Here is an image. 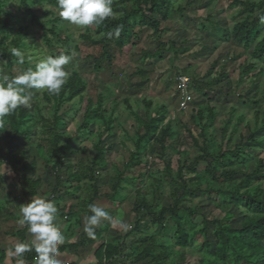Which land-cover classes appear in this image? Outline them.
<instances>
[{
  "label": "rangeland",
  "instance_id": "rangeland-1",
  "mask_svg": "<svg viewBox=\"0 0 264 264\" xmlns=\"http://www.w3.org/2000/svg\"><path fill=\"white\" fill-rule=\"evenodd\" d=\"M230 2L231 0H177L176 4L183 8V17L181 20L175 17L162 25L167 27L169 32L162 38L159 37V41L166 46L160 58L144 60L140 57L141 51L154 49L155 37L145 29L136 28L130 45L118 51L109 44L106 51L111 60L109 63L103 62L98 71H93L94 60L101 55V47L92 46L79 38L80 35L90 31V26L82 28L71 25L63 21L52 8L31 6L35 16L40 17L46 25L49 19H57V28L65 32L67 36L60 40L49 36L51 43L46 44L41 40L39 28L31 25L28 16L24 15L19 0H6L0 10V23L8 18L11 23L16 24L11 29L16 31L18 26H24L29 33L23 41L28 45L23 51L26 55L25 64L19 65L17 62L10 65L4 63L2 66L0 64L3 72L15 75L28 67L34 69L35 64L27 61L28 56L33 57L35 62L46 56H56L64 52L76 54L75 59L66 65L65 69L69 73L76 72L80 76L85 83V90L82 93L83 101L79 104L78 112L67 113L73 103L63 106L58 112L63 116L65 123L64 135L61 139V145H65L63 151L65 159L61 162V167L63 166L64 169L66 165H71L75 170L78 162L89 164L95 155L92 145L97 142L99 126L91 128L92 132L85 140L79 143L73 141V136L82 120L85 100L95 103L97 96H102V107L106 111L104 117L107 118L109 113L113 112V128L110 137L105 138L102 143V146L106 148L104 166L98 168L97 165L93 168L91 174L93 181L87 180L80 183L67 181L65 173H61L59 188L56 186L54 177L47 176L44 172L42 156H39V153L44 155L46 144L37 141L38 138L35 135L37 128H34L28 136L29 140L15 138L9 143L8 139L12 133L0 134V150L4 154L6 150L8 151V156L0 154V253L3 254L0 264H16V259L10 255L9 250L14 249L15 244L19 242L15 236L16 231L24 227L18 223L21 218L19 206L30 201L25 183L19 179L21 173L19 174L18 169L22 164L31 161L35 162L34 169L32 172L24 173V176L41 180L36 196L55 201L58 208L56 219L58 222L55 221V223L57 222L61 231H64L68 225L75 226L74 220L77 219L80 227L76 235H79V231L84 228L86 217L82 207L89 196L90 187H94L99 195L98 201L101 200L103 208L113 217L111 223L105 221L106 242L104 245L116 246L122 242V249H125L131 247L144 235H150L171 249L172 254L167 261L168 264H199L207 261L208 258L203 256L200 246L206 240L212 251L215 244L211 237L214 229L212 225L207 226L204 236L201 234L194 236L188 247L184 249L174 248L171 240V229L174 225L170 220H166L163 227H158L151 223L147 213L141 223V236L135 234L125 236L134 223L133 206L137 202L138 189L147 190V199L152 200L154 205L152 211L155 213L161 208L171 206V184L169 179L163 176V168L166 164L174 175L178 168L187 167L201 156L199 148L202 146L209 154L220 150L228 154L237 145L250 158L231 167L235 175L230 182L220 184L221 181H218L211 184L212 191L217 193L218 190L233 189L234 181L253 171L259 159L264 160V147H256L250 140L253 138L256 141H264V130L257 126L254 121L256 114L253 113L256 111L257 114H261L264 111V69L262 70L260 65L256 66L251 61L250 49H240L232 41L227 43L220 41L222 30L231 26L230 18L237 11V8L228 10ZM44 10L53 14L42 17ZM4 34L1 31L0 38ZM13 34L10 33L6 43ZM63 39L66 40L65 44ZM68 45L72 47L71 50L67 48ZM252 64L256 70L261 68L260 76L240 80L238 67ZM14 69L16 71H13ZM137 71L142 72L143 76L137 74ZM181 76L188 77V90L192 98L189 109L185 112L177 110L175 80ZM44 91L32 90L33 101L29 110H32L36 104L43 107ZM142 100L151 103L149 111L151 118H157L163 108L165 119L162 125L167 121L172 122L174 137L167 140L162 149H159L154 140L149 142L147 146L150 155L149 163L126 172L123 177L127 179L133 177L134 181L117 190L118 197L111 201L108 198L114 194L112 187L133 153V143L137 139V133L139 130L142 131L141 127L147 119L141 105ZM206 107L212 110L214 121L211 124L202 125L200 129L195 121V110L199 108L204 110ZM43 115L50 116L46 110L43 111ZM257 119L260 120V115H257ZM191 137L197 139L198 147L191 144ZM12 154L18 159L15 171L9 167L7 160ZM20 155L21 158H19ZM210 161L208 157L205 161L198 162L194 167V174L183 170L185 179L203 175V169ZM142 174L144 175L141 176L140 183L137 176ZM157 177L160 178V183L155 185ZM205 177L206 180L209 179ZM258 183L260 182L254 181L249 187ZM150 184L154 186L151 188ZM56 188L58 190H55ZM206 188L205 183H201V191H206ZM180 207L198 212V215L192 219L194 226H199L200 215L207 220L219 221L230 217L231 225L239 226L238 212L227 202H222L215 194L197 193L194 197L183 200ZM73 213L77 214L72 216ZM197 229L199 227H191L190 231ZM75 239L76 237L73 241ZM95 248L88 250V253H86L87 249H83L79 255L74 254L75 264L77 261L91 259ZM128 262L129 260L123 259L120 255L110 264H132Z\"/></svg>",
  "mask_w": 264,
  "mask_h": 264
},
{
  "label": "trees",
  "instance_id": "trees-1",
  "mask_svg": "<svg viewBox=\"0 0 264 264\" xmlns=\"http://www.w3.org/2000/svg\"><path fill=\"white\" fill-rule=\"evenodd\" d=\"M177 0H113V11L118 13L114 18H108L99 26H90V31L80 35V40L89 43L92 46L101 47V55L94 60L93 71H98L100 65L103 62L109 63L111 60L110 55L106 51L109 44L121 51L123 48L130 45L131 38H133V32L136 28L145 29L149 31L153 37H155V47L151 51H141V58L144 60H154L160 58L166 48L165 44L160 42L159 37H163L169 31L167 27L162 25L167 21L177 17L179 20L183 17V8L179 4H176ZM6 3V0H0V10ZM20 5L23 7L24 15L28 16L29 23L37 26L41 32V40L50 44L51 39L49 36L60 40L67 37L65 32H61L57 28V19H49L47 25L41 21L40 17H36L31 10V6H38L40 8L48 7L52 8L59 14L56 0H19ZM237 8L236 14L230 18L231 26L222 30L220 35V41L229 42L232 41L240 49H250V59L256 66L260 65L262 70L264 69V24L259 23V15L264 14V0L249 1V0H231L228 10ZM50 11L44 10L42 17L52 15ZM16 25L11 23L8 18H5L0 23L1 31L5 33L0 38V64L10 65L13 62H17L16 58L11 55L10 49L12 47L20 48L21 51L27 49L28 45L24 43V39L28 36V29L24 26H18L16 31L11 29ZM117 25L123 26V31L119 38L113 37L107 38V32L113 30ZM204 29V28H203ZM10 33H14L8 43ZM66 40L63 39V44ZM69 50L72 49L70 45L67 46ZM76 48V47H75ZM74 49V47H73ZM61 54V53H60ZM68 54V53H63ZM59 55V54H57ZM56 55V56H57ZM26 56V55H25ZM2 68V67H0ZM239 79H246L249 77H258L261 74V68L257 69L254 65H247L238 67ZM10 76L13 74L7 73ZM137 74L143 76V73L137 71ZM188 78V77H187ZM239 81V80H238ZM85 90V83L76 72L70 73V77L67 83L63 86L59 95H49L45 90L42 94V100L45 102L41 108L38 104L32 110L19 108L9 117H7V125L0 129V134L11 132L9 137V143L15 138H23V140H29L28 136L33 132V129L37 128L35 135L37 141L45 143L46 148L41 160L44 164L43 169L47 176H53L56 186L61 184L60 174L65 173L67 181H73L80 183L82 181H93L91 174L93 168L98 165V168H102L104 162V152L106 148L102 146L105 138L110 137L113 128L112 113H109L107 118L103 106V97L97 96L95 103L91 100H85V106L82 111V120L75 135L73 136L74 142H81L88 138L91 134V128L99 126V132L97 134V142L92 145V149L95 155L89 164H83L78 162L75 170L73 166L66 165L63 169L61 162L64 161V149L65 145H61V139L64 135L65 123L63 116L58 113L61 108L67 104H72L67 113L78 112L79 104L83 101L82 93ZM143 111L146 116L145 123L141 127V130L137 133V139L133 143V153L129 156V160L125 163L122 173L119 175L116 183L112 189L114 194L108 198L114 201L118 194L116 191L122 189L123 186L134 181L133 177L127 179L123 177L126 172H130L136 167H140L142 164H147L150 155L147 151L148 144L154 140L155 144L159 146V149L163 148L167 140H171L174 137V129L172 122L167 121L162 125L165 119V112L161 108V112L157 118H151L149 111L151 103L146 100H142ZM76 104V107H75ZM253 104H255L253 102ZM49 112L50 116H44L43 111ZM114 110V109H113ZM254 121L257 123L259 129L264 130V111L261 114L253 112ZM195 121L197 126L202 129V125L211 124L214 121V115L212 110L207 107L202 110H195ZM257 115H260V120L257 119ZM71 117V116H70ZM257 119V120H256ZM201 132V131H200ZM256 147H264V141H256L253 138L250 139ZM197 139L191 137V144L197 146ZM40 150V146H38ZM201 156L195 159L194 163L188 165L185 168H178L173 175L169 165L166 164L163 168V176L169 179L170 196L172 198V204L170 207L161 208L157 213L152 211V200L147 199V190L142 188L138 189L137 202L133 206L134 223L129 229V234L140 235L141 223L144 221L145 214L147 213L151 219V223L158 227H163L166 220H170L174 228L171 229V240L174 248L184 249L188 247L189 243L193 240L194 236L204 234L207 231V226H213L212 239L215 241L212 251L209 249V244L206 240L201 244V252L203 256L208 258L205 263L199 264H264V160L259 159L255 169L247 175H242L237 181H234V188L230 191L218 190L217 193L212 191L211 184L222 182H230L235 175V171L231 169L232 166L245 162L249 155L245 154L241 148L237 145L228 154L222 153L221 150L216 153L209 154L203 146L199 148ZM1 155H7L0 150ZM24 156V154H22ZM211 161L206 163L203 169V175L190 177L185 179L183 170H186L189 174H194V167L200 161H205L207 158ZM21 158V155L19 156ZM9 167L15 171V166L18 164V159L9 156L7 159ZM233 160L234 162H232ZM226 162V163H225ZM149 163V162H148ZM35 166V162L31 161L27 164H22L19 169V179L24 181L27 188V196L29 199L36 196V191L41 185V180L38 178L31 179L24 176V173L32 172ZM17 172V173H18ZM137 178L141 183V176ZM205 176L209 177L206 180ZM260 182L258 185L249 187L252 182ZM160 178L155 179L154 184L158 185ZM201 183H205L207 186L206 191H201ZM236 183V185H235ZM150 184L149 187H153ZM55 190H58V189ZM208 195H217L222 202H227L229 206L233 207L239 214V226L233 227L230 223V217H225L223 221L216 219L207 220L201 215L199 226H194L192 219L198 215V212H193L190 209H182L180 203L187 197L192 198L197 193H205ZM88 198L86 199L82 210L85 215H91L88 210V206L93 204L95 200L99 199L96 188L90 187L88 191ZM70 196V195H67ZM77 213L71 214L75 216ZM72 227L78 230L79 221L74 220ZM191 227H199L196 231L191 232ZM27 227L17 230L15 236L19 239V242L25 241V232ZM106 234V225L102 224L96 229L95 239L87 237L83 231L78 236L73 235L67 238V243L59 247L60 254L66 250H76L78 248L94 245L95 264H110L113 263L117 256L122 255L123 259L129 260L128 263L132 264H168L167 261L171 256V249H168L163 243L157 241L155 237L150 235H144L137 239L131 247L123 248V243L119 245H104V235ZM125 252V254H124ZM34 251L25 253L26 264H36ZM2 260V257H0Z\"/></svg>",
  "mask_w": 264,
  "mask_h": 264
},
{
  "label": "clouds",
  "instance_id": "clouds-1",
  "mask_svg": "<svg viewBox=\"0 0 264 264\" xmlns=\"http://www.w3.org/2000/svg\"><path fill=\"white\" fill-rule=\"evenodd\" d=\"M56 3L63 21L82 28L99 26L118 15L113 11V0H56ZM258 19L260 24H264V14H260ZM122 31L123 26L117 25L107 32V38H119ZM10 52L19 65L25 64L26 56L20 48L12 47ZM75 55L74 52L49 55L35 62L28 56L27 61L35 64L34 69L28 67L12 76L0 69V129L7 125V117L17 109L32 107L33 89L59 95L70 77L65 66L75 59ZM19 210L21 218L18 223L27 227L29 239L18 242L14 249L9 250L16 264H26L25 253L32 251L37 254L36 264H62L59 246L65 243V235L55 223L58 212L55 201L35 196L19 206ZM88 210L91 215L85 217L84 232L87 237L95 239L96 229L105 221L111 223L113 217L95 204H90Z\"/></svg>",
  "mask_w": 264,
  "mask_h": 264
},
{
  "label": "crops",
  "instance_id": "crops-1",
  "mask_svg": "<svg viewBox=\"0 0 264 264\" xmlns=\"http://www.w3.org/2000/svg\"><path fill=\"white\" fill-rule=\"evenodd\" d=\"M13 155V154H12ZM101 199V198H100ZM101 203V200H95L94 202H93V204H95V205H97V206H100V207H103V205H102V203ZM57 221V220H56ZM58 222V221H57ZM56 222V223H57ZM103 224H106L105 222L103 223ZM76 229L74 228V227H72V226H67L65 229H64V231H62V233L65 235V243L63 244V245H65L66 243H67V238H69V237H71L72 235L73 236H77L76 234ZM84 231V228L83 229H81V231H79V234L80 233H82ZM105 236V235H104ZM24 237H25V241H26V239L28 240L29 239V234H28V231H26L25 232V235H24ZM106 237V236H105ZM104 237V243L106 242V238ZM19 240V239H18ZM63 245H60L59 247H61V246H63ZM93 247L95 248L96 246H94V245H91V246H86V247H82V248H78V249H76V250H66L64 253H61L60 254V256H59V259H61L62 260V264H75V258H74V254H77V255H79V253L82 251L83 252V249L84 250H86L87 252L86 253H88V250H92L93 249ZM0 257H2L3 258V254L2 253H0ZM73 258V259H72ZM71 260V261H70ZM96 262H95V259H94V252H93V256H92V258L90 259H85V261H82V262H79V261H77V263L76 264H95Z\"/></svg>",
  "mask_w": 264,
  "mask_h": 264
},
{
  "label": "built area",
  "instance_id": "built-area-1",
  "mask_svg": "<svg viewBox=\"0 0 264 264\" xmlns=\"http://www.w3.org/2000/svg\"><path fill=\"white\" fill-rule=\"evenodd\" d=\"M189 79L185 76L178 77L175 80V91L177 94V110L185 112L189 109L191 95L188 90Z\"/></svg>",
  "mask_w": 264,
  "mask_h": 264
}]
</instances>
